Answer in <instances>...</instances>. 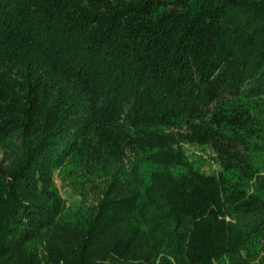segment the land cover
I'll return each instance as SVG.
<instances>
[{"label": "trees", "instance_id": "obj_1", "mask_svg": "<svg viewBox=\"0 0 264 264\" xmlns=\"http://www.w3.org/2000/svg\"><path fill=\"white\" fill-rule=\"evenodd\" d=\"M0 264H264V0H0Z\"/></svg>", "mask_w": 264, "mask_h": 264}, {"label": "rangeland", "instance_id": "obj_2", "mask_svg": "<svg viewBox=\"0 0 264 264\" xmlns=\"http://www.w3.org/2000/svg\"><path fill=\"white\" fill-rule=\"evenodd\" d=\"M197 153H199V154H202L200 151H196ZM205 155V154H204ZM203 155V156H204ZM208 167H216V164H214V163H205L204 165H203V168L204 169H207ZM60 172V171H59ZM55 174H56V172H55ZM55 180H56V184H57V186H58V188H60V190H64V188H67L68 186L67 185H64L63 184V180H61V179H59V177H58V173L56 174V176H55Z\"/></svg>", "mask_w": 264, "mask_h": 264}]
</instances>
